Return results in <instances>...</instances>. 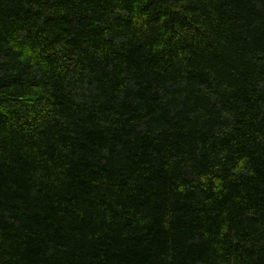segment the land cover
Segmentation results:
<instances>
[{
    "label": "trees",
    "instance_id": "16d2710c",
    "mask_svg": "<svg viewBox=\"0 0 264 264\" xmlns=\"http://www.w3.org/2000/svg\"><path fill=\"white\" fill-rule=\"evenodd\" d=\"M0 264H264V0H0Z\"/></svg>",
    "mask_w": 264,
    "mask_h": 264
}]
</instances>
